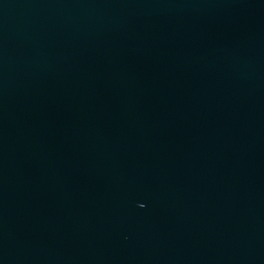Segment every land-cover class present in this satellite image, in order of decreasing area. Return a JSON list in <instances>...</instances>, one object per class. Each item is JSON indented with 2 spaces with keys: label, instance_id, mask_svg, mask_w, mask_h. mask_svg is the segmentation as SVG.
<instances>
[{
  "label": "water",
  "instance_id": "95a60500",
  "mask_svg": "<svg viewBox=\"0 0 264 264\" xmlns=\"http://www.w3.org/2000/svg\"><path fill=\"white\" fill-rule=\"evenodd\" d=\"M0 264H264V0H0Z\"/></svg>",
  "mask_w": 264,
  "mask_h": 264
}]
</instances>
